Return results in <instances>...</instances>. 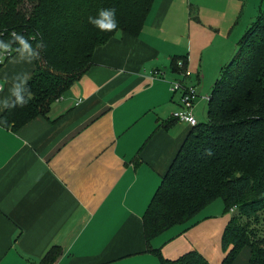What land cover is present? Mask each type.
<instances>
[{
  "label": "crops",
  "instance_id": "0c3cea01",
  "mask_svg": "<svg viewBox=\"0 0 264 264\" xmlns=\"http://www.w3.org/2000/svg\"><path fill=\"white\" fill-rule=\"evenodd\" d=\"M263 10L264 0H153L138 36L95 49L91 69L45 117L18 131L0 126V264H46L55 247L48 264H160L150 250L166 259L194 250L218 264L223 215L200 212L149 250L142 217L191 130L173 120L182 92L172 85L202 94ZM16 58L0 70L9 80L0 78V100L34 70L15 73Z\"/></svg>",
  "mask_w": 264,
  "mask_h": 264
},
{
  "label": "trees",
  "instance_id": "16d2710c",
  "mask_svg": "<svg viewBox=\"0 0 264 264\" xmlns=\"http://www.w3.org/2000/svg\"><path fill=\"white\" fill-rule=\"evenodd\" d=\"M152 2L0 0V41L7 43L15 31L39 53L26 84L31 98L23 107L5 108L0 126L18 131L34 118L45 117L52 104L91 69L95 49L119 33L138 36ZM102 8L116 9L115 31L101 32L88 22ZM258 15L211 87L207 121L190 127L146 208L142 225L147 248L155 237L220 200L231 216L220 236L224 256L218 264H233L244 248L250 250L247 264H264V10ZM15 48L17 44L12 45ZM13 53L3 65L18 54ZM183 59L172 60L178 72L185 65ZM179 61L182 66L177 68ZM22 94L27 98L26 92ZM149 252L160 264H210L194 250L175 259L163 258L157 250ZM56 254L55 247L45 263Z\"/></svg>",
  "mask_w": 264,
  "mask_h": 264
},
{
  "label": "clouds",
  "instance_id": "9594fccd",
  "mask_svg": "<svg viewBox=\"0 0 264 264\" xmlns=\"http://www.w3.org/2000/svg\"><path fill=\"white\" fill-rule=\"evenodd\" d=\"M88 22L101 32H113L117 29L118 23L116 20V9L102 8L98 11L97 16H89ZM10 37L11 39L7 43L0 41V48H2L5 52L8 53L12 51V45L17 44L18 48H15L14 51H16L19 55L27 54V56L30 57L28 63H31L32 60L39 57L38 51L34 50L32 45L22 35L13 31L10 33ZM32 39H35V37H32ZM36 47L38 49L40 44H37ZM8 82V77L5 76L3 84H7ZM3 84H0V91H3ZM26 84L27 80L21 81L20 85L13 84L9 89L10 96L0 100V105H2L3 108L25 106L31 98V93L28 91ZM23 92H26L27 98L22 94ZM185 119L192 125H195L196 123L195 118L191 114L185 116ZM207 154L211 155V150H207Z\"/></svg>",
  "mask_w": 264,
  "mask_h": 264
},
{
  "label": "rangeland",
  "instance_id": "374dc122",
  "mask_svg": "<svg viewBox=\"0 0 264 264\" xmlns=\"http://www.w3.org/2000/svg\"><path fill=\"white\" fill-rule=\"evenodd\" d=\"M236 52H237V48H236L234 54H236ZM29 59H30V57H28L27 54H24V55L17 54V58L15 60H13V62H12V67L14 68L15 73H17V74L19 72L23 73L25 70H27L29 68H31L30 70L32 71L33 67L31 65V63H33V60H32L31 63H28ZM12 75H13V73H12ZM30 76H31V74L28 76V78ZM1 81H4V79L1 78ZM213 85H214L213 83L212 84L209 83V84H205V85H202V86H198L197 88L199 89V91L202 92V94H198V92H197V94L199 96H201V97L209 96L210 93H211V87ZM202 105H203V107L201 108V110H199L195 114V117H196L195 120H197V122H199V123H205L207 121L208 105H206V102H204V101H203ZM200 215L202 217L209 216L210 218H215V216L219 218V217H221L223 215L225 222L228 223V220H229V218L231 216V213H229L228 215L225 214V209H224L221 201L220 200H216L211 205L206 207V209L203 210L200 213ZM205 231L209 232L211 230H208V231L205 230ZM220 236H221L220 234L215 235L213 239H218L219 240L220 251H222L221 250V246H220V242H221V237ZM245 255H246V257L244 258ZM249 255H250V250H248V248H244V251L239 254V256L237 257V259L234 261L233 264H247L248 260H249V257H250ZM219 260H220V257L218 256V258H216L215 260H213V261L211 260L212 262L210 260H208V262L210 264H216Z\"/></svg>",
  "mask_w": 264,
  "mask_h": 264
},
{
  "label": "built area",
  "instance_id": "2783aa9c",
  "mask_svg": "<svg viewBox=\"0 0 264 264\" xmlns=\"http://www.w3.org/2000/svg\"><path fill=\"white\" fill-rule=\"evenodd\" d=\"M14 51H10V52H5L2 48H0V66L3 65V63L9 59L10 57H12V55H14L13 53ZM186 76H189V74H185ZM1 84V83H0ZM182 92L181 98H180V110L176 113L173 114V119L177 122H184L187 123L190 127H195L197 124V120L195 125H192L190 123L187 122V120L185 119V116L191 114V109L193 107V103L195 102V100L199 97L197 92L195 91V88L193 87H188L183 85L181 82L180 83H174L171 87V92ZM2 91H0L1 93ZM209 97L210 96H205L202 97V99L204 100V102L209 101ZM59 100H57L56 102H58ZM179 113V114H178ZM192 115V114H191ZM234 210V209H233Z\"/></svg>",
  "mask_w": 264,
  "mask_h": 264
}]
</instances>
